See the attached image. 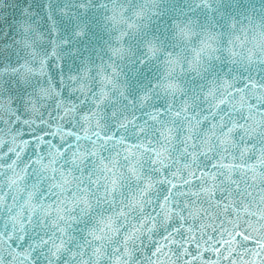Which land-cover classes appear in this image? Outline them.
<instances>
[{
    "label": "snow or ice",
    "instance_id": "1",
    "mask_svg": "<svg viewBox=\"0 0 264 264\" xmlns=\"http://www.w3.org/2000/svg\"><path fill=\"white\" fill-rule=\"evenodd\" d=\"M0 264H264V0H0Z\"/></svg>",
    "mask_w": 264,
    "mask_h": 264
}]
</instances>
